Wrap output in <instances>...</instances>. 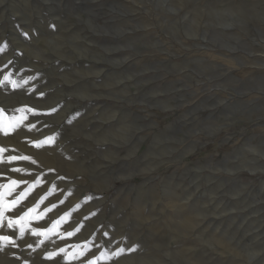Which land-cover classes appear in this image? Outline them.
Returning a JSON list of instances; mask_svg holds the SVG:
<instances>
[{
  "label": "rangeland",
  "instance_id": "rangeland-1",
  "mask_svg": "<svg viewBox=\"0 0 264 264\" xmlns=\"http://www.w3.org/2000/svg\"><path fill=\"white\" fill-rule=\"evenodd\" d=\"M0 148V264H264V0H0Z\"/></svg>",
  "mask_w": 264,
  "mask_h": 264
},
{
  "label": "snow or ice",
  "instance_id": "snow-or-ice-1",
  "mask_svg": "<svg viewBox=\"0 0 264 264\" xmlns=\"http://www.w3.org/2000/svg\"><path fill=\"white\" fill-rule=\"evenodd\" d=\"M7 80H8V77L5 76L4 77V81H7ZM41 96H43V93H41ZM25 110L26 111H33L32 109H20L19 111H25ZM55 111H56L55 108L51 109V112L52 113H54ZM48 114H50V113H44V115H48ZM22 118L23 117H21V119ZM53 139H54V137H51V136H49V137L46 138L47 141H52ZM36 146L39 147L40 146V143L37 142ZM3 151H4V149L0 148V152H3ZM8 159L10 161H15V160H18V159H25V160H27L29 158L28 157L10 156V157H8ZM39 179L40 178L38 177V181H39ZM60 179H63V178H60ZM11 183L13 185H16L18 182L15 181V180H13ZM32 194L34 195V192ZM21 195L22 196H25L27 194L26 193H22ZM46 198H47V196L40 197V200L37 201V204L34 207H32V208H28L27 211L24 212V214H23L22 217H18L15 220L12 219V218H9L8 219V227L11 229V228H13L14 226H16L18 224H21L22 225V221H23L24 217H29V216H31L32 213L36 212L37 211V208H39V206L44 203V201L46 200ZM18 203H20V201H17V200L11 201V204L13 206L16 205V204H18ZM63 203H65V201L64 200H61V201H59L58 204H53V205H51L48 208H44L43 212H39L37 215H35L34 219L37 220V221H40V220L45 219L47 213L53 211L54 209H56L57 207H59ZM65 215H67V214H65ZM3 216H4V209L3 208H0V221L3 220ZM63 221H64V216H61L56 221L53 222L52 227H50L48 229H32V234L35 237L44 236L47 233L53 232L54 229L59 228V226L62 224ZM73 235H74L73 232H68V233H66V236L64 238H70ZM104 236H105V238H108V233H105ZM0 241H9V242H12L13 241V238L12 237H9V236H0ZM64 251H65V249H60L59 250V252H64ZM89 251H91V249H89ZM127 251L128 252L135 251V248L127 249ZM124 252H125V249L121 248L117 252L113 253L112 256H113V258H115V257H118V256L122 255ZM57 254L58 253H48L47 256H46V258H51V257H53V256H55ZM80 255L81 256H84L86 258L85 253L81 252ZM73 258H78V257H76L75 254H73ZM88 264H97V262L95 261V259H93V260H89L88 261Z\"/></svg>",
  "mask_w": 264,
  "mask_h": 264
}]
</instances>
